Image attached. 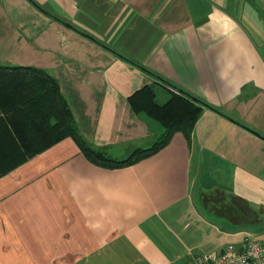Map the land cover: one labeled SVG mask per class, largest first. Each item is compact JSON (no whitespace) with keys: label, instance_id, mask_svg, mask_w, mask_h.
<instances>
[{"label":"crops","instance_id":"obj_1","mask_svg":"<svg viewBox=\"0 0 264 264\" xmlns=\"http://www.w3.org/2000/svg\"><path fill=\"white\" fill-rule=\"evenodd\" d=\"M0 65L52 76L111 158L164 131L132 109L140 88L202 108L130 166L65 138L2 175L0 264H186L264 237V0H0Z\"/></svg>","mask_w":264,"mask_h":264},{"label":"trees","instance_id":"obj_2","mask_svg":"<svg viewBox=\"0 0 264 264\" xmlns=\"http://www.w3.org/2000/svg\"><path fill=\"white\" fill-rule=\"evenodd\" d=\"M129 103L135 112H144L159 122L164 131L149 147L136 148L122 159L111 158L91 147L79 134L52 76L37 68L0 65V177L65 138H71L84 157L96 166L127 167L157 153L178 131L189 138L202 111L196 101L178 93H172L166 103L158 105L149 86L135 91Z\"/></svg>","mask_w":264,"mask_h":264},{"label":"built area","instance_id":"obj_3","mask_svg":"<svg viewBox=\"0 0 264 264\" xmlns=\"http://www.w3.org/2000/svg\"><path fill=\"white\" fill-rule=\"evenodd\" d=\"M186 264H264V237L247 235L219 250L192 253Z\"/></svg>","mask_w":264,"mask_h":264},{"label":"rangeland","instance_id":"obj_4","mask_svg":"<svg viewBox=\"0 0 264 264\" xmlns=\"http://www.w3.org/2000/svg\"><path fill=\"white\" fill-rule=\"evenodd\" d=\"M208 198H209V196H208ZM207 200H208V199L206 198V199L204 200V202H205V203L208 202Z\"/></svg>","mask_w":264,"mask_h":264},{"label":"water","instance_id":"obj_5","mask_svg":"<svg viewBox=\"0 0 264 264\" xmlns=\"http://www.w3.org/2000/svg\"><path fill=\"white\" fill-rule=\"evenodd\" d=\"M192 100H193V101H196V99H195V98H192Z\"/></svg>","mask_w":264,"mask_h":264}]
</instances>
